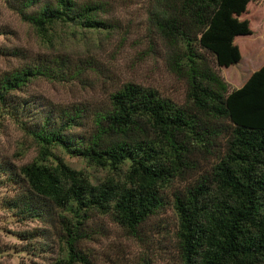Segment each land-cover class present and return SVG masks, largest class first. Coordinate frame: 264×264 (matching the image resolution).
<instances>
[{"label": "trees", "instance_id": "1", "mask_svg": "<svg viewBox=\"0 0 264 264\" xmlns=\"http://www.w3.org/2000/svg\"><path fill=\"white\" fill-rule=\"evenodd\" d=\"M4 1L48 48L61 34L109 29L99 15L102 1L55 0L38 8L42 0ZM249 3L150 0L168 67L186 84L181 106L128 83L99 109L53 108L28 122L27 103H15V92L39 78L72 80L82 70L65 55L6 50L26 63L0 76V109L37 150L31 163L11 173L21 191L6 206L21 221L54 230L60 254L52 264H92L82 245L92 239L96 217L135 235L167 208L176 217L180 264H264V65L236 90L218 72L241 61L234 41L251 36L249 23L239 20ZM86 124L88 134H68ZM57 153L104 171V178L94 184ZM20 237L47 236L36 230Z\"/></svg>", "mask_w": 264, "mask_h": 264}, {"label": "rangeland", "instance_id": "2", "mask_svg": "<svg viewBox=\"0 0 264 264\" xmlns=\"http://www.w3.org/2000/svg\"><path fill=\"white\" fill-rule=\"evenodd\" d=\"M54 1L42 0L35 8ZM94 1L105 3L99 15L107 21L109 29L101 33L78 30L75 37L61 34L55 47L48 48L38 40L33 29L0 0V76L26 63L6 51L15 49L27 57L65 55L72 66L82 70V74L72 80L39 78L15 92L11 97L15 103H27L26 121H37L53 108L99 109L107 105L110 94L128 83L151 88L176 105L185 103L186 84L168 67V50L149 18L150 0ZM239 20L247 21L251 29V36L237 37L234 41L241 61L227 69L218 68L233 90L241 88L250 75L264 65V0H250ZM89 130L90 125L86 124L68 134L81 136ZM36 155L35 144L11 115L0 109V264H52L60 254L53 229L39 221H21L6 206V202L21 191V186L10 182L11 173L31 163ZM57 155L73 169L84 171L94 184L104 178V171L88 166L81 159L62 153ZM176 224L171 208L150 218L135 235L109 217H96L90 223L94 232L92 239L85 241L82 247L89 252L92 264H180ZM36 230H45L47 237L35 241L20 237Z\"/></svg>", "mask_w": 264, "mask_h": 264}]
</instances>
